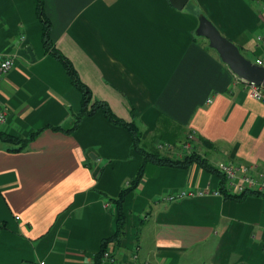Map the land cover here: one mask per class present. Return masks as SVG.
Listing matches in <instances>:
<instances>
[{
	"label": "crops",
	"instance_id": "1",
	"mask_svg": "<svg viewBox=\"0 0 264 264\" xmlns=\"http://www.w3.org/2000/svg\"><path fill=\"white\" fill-rule=\"evenodd\" d=\"M35 10L33 0H0V53L16 56L0 84L8 111L0 131L24 139L42 129L17 153L0 142V264H93L115 230L111 200L142 157L127 130L100 111L70 134L43 129L68 128L81 96L44 52ZM44 12L54 48L93 99L137 125L144 143L160 141L156 132L167 121L184 131L173 155L183 153L188 132L213 167L227 161L264 170V104L196 35L205 17L261 65L258 0H188L182 10L168 0H44ZM220 183L216 172L195 163L149 168L125 197L124 234L107 250L124 261L138 249L141 259L165 264H264L263 197L163 200L183 188L217 191ZM206 243L212 246L204 250Z\"/></svg>",
	"mask_w": 264,
	"mask_h": 264
},
{
	"label": "trees",
	"instance_id": "2",
	"mask_svg": "<svg viewBox=\"0 0 264 264\" xmlns=\"http://www.w3.org/2000/svg\"><path fill=\"white\" fill-rule=\"evenodd\" d=\"M33 1L36 4V18L41 24V41L44 52L46 54H49L56 61H58V63L66 72V75L70 80V84L80 93L81 96L80 110L76 115H73V121L68 128H64L61 126H47L43 129L50 128L53 131H61L70 134L77 130L83 118L90 117L100 111L109 123L121 126L127 130V132L131 136L132 149L142 157V162L138 170L136 171L135 176L129 181L128 186L122 189L116 198L111 200L113 201L115 209L114 211L116 214L115 230L112 236L102 241L99 251L94 256L93 264H101V257L103 253L107 250L108 245L114 242L118 243L121 237L123 236L125 226L123 203L125 197L137 188L146 171L151 167L169 166L186 168L191 164L195 163L200 165L206 171L216 172L220 176V191L224 193L226 198H232L237 200L243 197V195L231 196L225 194L224 180L222 175L215 169V167L210 165L207 160L202 158L199 153L195 150V148L190 153H185L183 158L180 159L174 157L173 154L170 152L158 151L154 147L153 143L147 145L142 141V134L135 123H125L117 119L105 102L93 99L90 89L81 82L76 70L74 69L70 61L54 48V44L50 37L51 23L44 12V0ZM41 130L30 134L27 138L24 139L16 138L0 131V142L8 146V151L17 153L24 150L28 146V144L39 134ZM183 134L184 131H179L177 127L169 129L168 122L161 121L160 128L156 132L157 136L154 139L157 138L162 141L166 140L164 142L176 144V142L180 141L181 137L184 136ZM187 134L185 136L186 139Z\"/></svg>",
	"mask_w": 264,
	"mask_h": 264
},
{
	"label": "built area",
	"instance_id": "3",
	"mask_svg": "<svg viewBox=\"0 0 264 264\" xmlns=\"http://www.w3.org/2000/svg\"><path fill=\"white\" fill-rule=\"evenodd\" d=\"M259 12L262 15V22L264 25V0H258ZM21 40L24 37L20 38ZM258 45L264 47V35L258 37ZM16 59L15 55L0 53V84L5 76L13 69L14 61ZM264 67V62L259 65ZM234 78L238 84H241L243 89L247 94L254 100L259 101L264 104V81L261 85L257 86L252 83H248L236 75ZM211 100H208L210 103ZM8 111L5 106L0 104V127L6 122ZM195 136L193 133L187 134V139L185 143L180 145V149L183 151L181 154L173 155L176 158H183L185 153H190L194 147ZM155 148L158 151H163L165 149L175 148L170 143L158 141L155 143ZM215 169L222 175L224 180V192L225 194L231 196H241V195H256L264 197V170L259 168L255 164H234L227 161H220L215 164ZM209 196H225L219 190L210 191L203 189H192L183 188L173 193H168L164 195L163 200L166 202H176L184 199H196L204 198ZM38 264H45L44 262H39ZM101 264H165L161 261H154L152 259H141L138 254V249L132 252V255L127 261H124L112 254L110 250H106L101 257Z\"/></svg>",
	"mask_w": 264,
	"mask_h": 264
},
{
	"label": "water",
	"instance_id": "4",
	"mask_svg": "<svg viewBox=\"0 0 264 264\" xmlns=\"http://www.w3.org/2000/svg\"><path fill=\"white\" fill-rule=\"evenodd\" d=\"M168 1L176 10H182L188 2V0ZM196 35L208 41V46L218 54L221 62L225 64L234 75L257 86L262 84L264 81V67L253 64L246 59L237 46L222 36L218 29L205 17L199 18ZM27 53L31 61L34 62L35 58L30 48L27 49Z\"/></svg>",
	"mask_w": 264,
	"mask_h": 264
},
{
	"label": "rangeland",
	"instance_id": "5",
	"mask_svg": "<svg viewBox=\"0 0 264 264\" xmlns=\"http://www.w3.org/2000/svg\"><path fill=\"white\" fill-rule=\"evenodd\" d=\"M207 43H208V41H207ZM160 141H162V140H160ZM164 141H166V140H163L162 142H164ZM186 142V138H183L182 139V142H180V143H185ZM155 143H157V142H155ZM173 146L175 145V144H172ZM154 147H155V145H154ZM175 150V148H172V149H170V150H168V149H165V150H163V151H161V152H172V151H174ZM212 246V244L211 243H206V244H204V246H203V248H204V250H206L207 248H209V247H211ZM208 253V252H207Z\"/></svg>",
	"mask_w": 264,
	"mask_h": 264
}]
</instances>
